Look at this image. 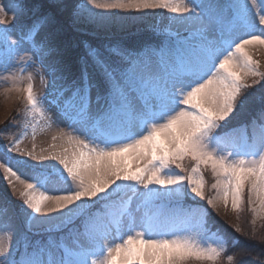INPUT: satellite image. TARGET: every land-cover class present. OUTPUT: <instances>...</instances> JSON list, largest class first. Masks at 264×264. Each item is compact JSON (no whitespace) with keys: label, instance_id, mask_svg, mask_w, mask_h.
<instances>
[{"label":"snow or ice","instance_id":"obj_1","mask_svg":"<svg viewBox=\"0 0 264 264\" xmlns=\"http://www.w3.org/2000/svg\"><path fill=\"white\" fill-rule=\"evenodd\" d=\"M11 3L0 0V79L21 108L0 129V204L19 203L0 219V264H264V0ZM156 10L182 31L137 49L86 43L70 73L56 42L65 15L102 29L115 12ZM53 128L37 151L38 129ZM17 216L72 246L32 243ZM229 229L259 250L230 245Z\"/></svg>","mask_w":264,"mask_h":264},{"label":"trees","instance_id":"obj_2","mask_svg":"<svg viewBox=\"0 0 264 264\" xmlns=\"http://www.w3.org/2000/svg\"><path fill=\"white\" fill-rule=\"evenodd\" d=\"M42 2L46 3L47 0H42ZM82 0H67V3H80ZM162 13L159 11L157 15H153L149 22L140 23L138 25L132 26L127 31L124 32H117L116 30H110L109 32H99L93 28L87 29L84 26L80 27H73L70 25V22L65 15L62 24L59 26L60 30L56 37V42L61 49V54L63 55L64 59L66 60L70 73L72 75H78L77 66H78V46H81L82 43L88 42L91 46L95 47L97 43L103 41L106 44H113V43H120L121 45L128 47L130 49H137L142 47L145 44H160L162 41L167 40V37H164L162 34H167L165 29L172 30L169 21L165 18L164 21H161ZM158 29V31L156 30ZM159 33L156 34V33ZM112 39V41H110ZM85 44V43H84ZM256 58V57H255ZM262 62V61H261ZM263 63V62H262ZM20 109V108H19ZM14 110L11 114V117L6 118L4 121L0 122V129L4 128L9 121L12 120L16 113L19 111ZM209 182H211L212 178L209 176L207 177ZM14 203L17 200L14 197H11ZM245 218V220H244ZM243 218V223H241L242 227L245 228V231L249 229V218L245 216ZM230 222L237 223L236 219H231V217H226ZM229 233V244L231 245L233 238H238L240 245H247V246H255L257 251L259 250V242L258 240H251L247 239L245 236H241L237 233L228 230ZM28 235L34 234L32 237L33 239L43 240L44 244H46L51 236L54 240H60L62 234L61 233H54V236L41 231L38 233L37 231L29 232L27 231ZM59 235V238L56 237ZM251 264V258H247ZM222 264H227V258L225 257Z\"/></svg>","mask_w":264,"mask_h":264},{"label":"rangeland","instance_id":"obj_3","mask_svg":"<svg viewBox=\"0 0 264 264\" xmlns=\"http://www.w3.org/2000/svg\"><path fill=\"white\" fill-rule=\"evenodd\" d=\"M2 2L7 6V9L9 13H11L12 10V3L11 0H2ZM102 11V10H97ZM162 13L161 21H164L165 18L169 21L168 17L171 15L166 12V10H156V11H149L148 13L144 14H137V13H124V12H115L114 15L117 17L115 20L111 21L106 27L102 29H95L99 32H109L110 30H116L117 32H124L132 28V26L138 25L140 23L149 22V19L152 18L153 15H157L158 12ZM122 17V19H121ZM12 17L9 15L7 26H12ZM171 29L178 30L180 29L179 25L171 24ZM89 29V27H86ZM90 30V29H89ZM182 31V29H180ZM17 33H13V36L15 37ZM112 41V39L110 40ZM259 59L264 63V52H258L254 53V58ZM26 86V85H25ZM8 83L4 81L3 79H0V122L4 121L6 118L11 117V114L14 110H18L21 108V101L18 97V94L15 92H9L8 91ZM34 90L39 95H44L47 92V88L41 83L39 78H37L34 82ZM12 128V127H11ZM15 131L13 133L10 130V133L7 134L9 136L15 135L17 139L21 140V148L26 151H30L33 147V141L31 139V136L29 135L27 138H24L23 136V129L22 127L18 126V128H13ZM31 130H29L30 132ZM56 129L53 128L50 131H41L38 129L37 137L35 140V146L36 150L40 151L42 149H49L52 144V136L56 134ZM57 143H60L57 141ZM5 195V189L3 182L0 181V197H3ZM9 203L0 204V219H6L8 216H11L13 213L18 212V201L14 203L10 198H8ZM227 217H231V219H236L234 215L229 212ZM38 219H43L42 217H38ZM245 220V218H244ZM237 223H243V219L240 221H236ZM16 223L19 225V229L21 232H27L28 229L25 227L23 220L20 217H16ZM260 222H258L259 225ZM37 231V230H33ZM38 233H41V231H37ZM47 233V232H45ZM50 234V233H48ZM18 235V234H17ZM50 235L54 236V233H51ZM34 234L28 235L29 239H32ZM59 238V235L56 236ZM44 240V239H43ZM40 242V240H37ZM64 244H67L68 246H72V240L64 239ZM58 245V244H57Z\"/></svg>","mask_w":264,"mask_h":264}]
</instances>
